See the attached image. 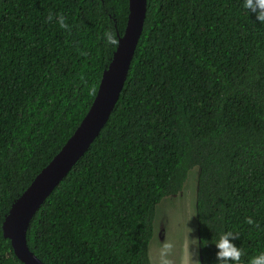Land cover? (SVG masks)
Returning <instances> with one entry per match:
<instances>
[{
  "label": "trees",
  "instance_id": "trees-1",
  "mask_svg": "<svg viewBox=\"0 0 264 264\" xmlns=\"http://www.w3.org/2000/svg\"><path fill=\"white\" fill-rule=\"evenodd\" d=\"M243 4L147 0L114 109L30 221L42 262L151 264L156 208L194 169L201 264L227 231L242 264L264 252V23ZM127 15L128 0H0V264H24L4 216L88 111Z\"/></svg>",
  "mask_w": 264,
  "mask_h": 264
},
{
  "label": "water",
  "instance_id": "water-1",
  "mask_svg": "<svg viewBox=\"0 0 264 264\" xmlns=\"http://www.w3.org/2000/svg\"><path fill=\"white\" fill-rule=\"evenodd\" d=\"M146 6L147 0H128L125 29L118 39L119 44L111 61L102 73L97 95L88 111L60 150L15 199L4 216L3 236L10 240L15 255L24 264H45L27 244L30 221L107 122L126 80L143 29Z\"/></svg>",
  "mask_w": 264,
  "mask_h": 264
},
{
  "label": "rangeland",
  "instance_id": "rangeland-1",
  "mask_svg": "<svg viewBox=\"0 0 264 264\" xmlns=\"http://www.w3.org/2000/svg\"><path fill=\"white\" fill-rule=\"evenodd\" d=\"M196 172V169L190 172L181 192L163 199L156 208L149 248L151 264H155L156 250L164 240H171L175 244L170 257L173 264H201L197 223L194 220Z\"/></svg>",
  "mask_w": 264,
  "mask_h": 264
},
{
  "label": "clouds",
  "instance_id": "clouds-1",
  "mask_svg": "<svg viewBox=\"0 0 264 264\" xmlns=\"http://www.w3.org/2000/svg\"><path fill=\"white\" fill-rule=\"evenodd\" d=\"M243 7L247 9L249 14H254L257 21L264 23V0H244ZM52 19L53 14L49 13L47 21L50 22ZM66 20L67 18L63 14H56V24L62 29L70 30V26ZM104 37L106 38L107 43L116 48L118 47L119 40L114 32L105 31ZM88 94L93 97L97 95L96 85L93 84L90 87ZM246 222L249 225H253L255 223L251 217H246ZM236 239H239V233L227 231L222 233L219 236V239L215 241L214 244L217 249L216 258L218 264H230V262L231 264H242L241 258L244 256V252L240 247L233 243V240ZM174 248L175 244L171 240H164L163 243L160 242L159 247L156 250L155 264H173L170 257L173 254ZM191 258L192 257H189V259ZM247 264H264V252H260L259 254L252 256L248 260Z\"/></svg>",
  "mask_w": 264,
  "mask_h": 264
}]
</instances>
